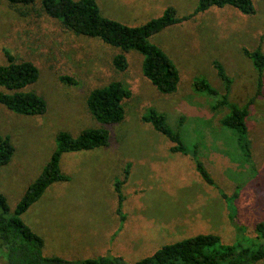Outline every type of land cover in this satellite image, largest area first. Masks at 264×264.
<instances>
[{"label":"rangeland","instance_id":"1","mask_svg":"<svg viewBox=\"0 0 264 264\" xmlns=\"http://www.w3.org/2000/svg\"><path fill=\"white\" fill-rule=\"evenodd\" d=\"M94 1L104 17L131 27L161 16L168 7L175 9L178 18L188 17L198 3ZM251 1L252 15L231 7L210 8L149 38L179 73L176 92L160 95L142 74L139 52L129 51L128 69L115 75L111 65L119 50L65 30L39 1L23 6L0 0V66L9 63L8 56L16 63L33 64L40 75L25 91L36 92L47 105L45 114L37 116L17 115L0 105V134L8 136L14 147L11 161L0 167V193L11 212L49 161L58 133L76 137L86 129L100 128L86 108L89 92L113 79L131 92L124 102L123 121L108 129L109 145L63 154L59 168L69 181L50 185L21 215L23 223L42 239L44 257L82 261L117 256L134 264L162 246L197 235L212 234L225 245L234 243L226 202L203 181L191 155L171 152L173 144L141 121L150 108L164 114L172 129L183 117L184 145L189 151L197 150V159L215 184L233 198L236 221L246 229L245 235L255 236V224L264 222V70L256 96L257 72L243 50L258 48L264 54V0ZM215 61L232 79L229 101L243 106L253 99L246 124L254 168L245 162L236 133L219 123L228 113L225 107L213 109L220 98L193 87L195 79L204 78L223 94ZM216 150L222 152L219 162L232 164L226 177L216 174L206 161L207 153ZM128 165L129 175L121 186L125 216L121 222L114 185L124 179Z\"/></svg>","mask_w":264,"mask_h":264},{"label":"trees","instance_id":"2","mask_svg":"<svg viewBox=\"0 0 264 264\" xmlns=\"http://www.w3.org/2000/svg\"><path fill=\"white\" fill-rule=\"evenodd\" d=\"M14 5H34L38 1L43 11L58 20L67 31L78 36L97 38L102 43L119 50L112 60V71L116 75L128 69L126 54L135 50L142 57V74L150 81L160 95L176 92L179 73L174 63L149 38L164 29L180 24L201 14L210 8L231 7L242 15H252L254 7L251 0H198L192 15L178 18L172 7L166 8L162 15L150 19L141 26H127L118 21L104 17L94 0H5ZM251 60L257 72L256 96L261 92V78L264 70V54L257 48L253 51L243 50ZM8 64L0 66V105L21 116L45 114L47 105L44 99L34 91H25L39 78L38 69L29 62L16 63L8 56ZM213 68L223 83V94L213 88L206 79L193 81L197 92L219 97L213 109L225 107L228 113L220 120V125L236 133L237 144L245 162L254 168L246 117L253 99L245 105L238 106L228 99L232 79L228 77L223 66L213 62ZM117 77V76H116ZM62 81L71 83L69 78ZM113 79L106 86L92 89L86 98V108L91 117L100 124V128L86 129L78 136L60 132L55 138V150L42 169L37 179L29 185L13 212L10 211L6 198L0 193V259L4 264H126L121 257L104 256L82 261H70L59 257H44L43 241L26 226L21 215L37 202L46 189L53 183L67 182L69 177L59 168L60 158L65 153L91 151L109 145V128L124 119V102L131 98V92L120 81ZM7 90V93L2 92ZM183 117H180L176 129L166 123L164 114L155 109H148L141 121L164 135L172 144L170 151L191 155L195 161L196 171L203 181L218 190L227 204V219L235 229V241L225 245L221 239L212 234L197 235L179 242L162 246L151 256L134 264H259L264 260V222L254 226L255 236L245 235L246 229L237 223L232 207L233 198L228 197L214 182L203 163L197 159V150L189 151L180 134ZM14 154V147L8 136L0 134V167L7 165ZM129 165L124 171V179L116 181L114 191L118 198L117 214L121 222L125 216L121 211L124 197L121 186L128 178Z\"/></svg>","mask_w":264,"mask_h":264},{"label":"crops","instance_id":"3","mask_svg":"<svg viewBox=\"0 0 264 264\" xmlns=\"http://www.w3.org/2000/svg\"><path fill=\"white\" fill-rule=\"evenodd\" d=\"M217 152H211V151H209L207 154H208V159L206 160L207 162H208V164H210L211 165V169L213 170V171H215L216 172V174H218V175H221V176H223V177H226V173L229 171V169H230V167L232 166V164H230L229 163V161L227 160V161H222L223 163H221V162H219V157H217V156H219V154L221 155V151L219 150H216ZM220 152V153H219ZM204 153H206V152H203V154ZM206 155V154H205ZM226 159V158H225ZM220 161H221V159H220ZM204 164V163H203ZM222 164V165H221ZM234 167V166H233ZM221 169H223V170H221ZM219 171H221V172H219Z\"/></svg>","mask_w":264,"mask_h":264}]
</instances>
